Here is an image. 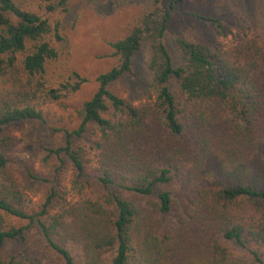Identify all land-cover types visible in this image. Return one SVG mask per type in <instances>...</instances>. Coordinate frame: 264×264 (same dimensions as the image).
I'll return each instance as SVG.
<instances>
[{
    "label": "trees",
    "instance_id": "obj_1",
    "mask_svg": "<svg viewBox=\"0 0 264 264\" xmlns=\"http://www.w3.org/2000/svg\"><path fill=\"white\" fill-rule=\"evenodd\" d=\"M181 1L155 0L112 43L116 63L77 108L78 125L55 129L64 142L46 149L56 175L69 161L74 187L98 185L99 193L71 203L56 179L30 173L46 187L30 214L11 167L17 141L0 134V264H28L4 248L33 224L63 264H242L227 244L264 264V39L224 46L176 37L186 58L176 67L165 37ZM60 41L58 24L0 0V130L47 124L42 107L88 82L77 71L54 81ZM146 46L151 78L141 86L147 101L136 105L114 89Z\"/></svg>",
    "mask_w": 264,
    "mask_h": 264
},
{
    "label": "rangeland",
    "instance_id": "obj_2",
    "mask_svg": "<svg viewBox=\"0 0 264 264\" xmlns=\"http://www.w3.org/2000/svg\"><path fill=\"white\" fill-rule=\"evenodd\" d=\"M162 4L166 0H160ZM23 10L35 12L47 18L52 26L59 25L62 41L60 60L52 67L54 81L65 79L77 71L88 82L75 96L42 107L47 124L40 121H24L10 125L0 134L16 139L12 169L29 197L28 212L35 214L43 201L45 184L33 180L30 173L39 178L56 179L65 192L68 202L79 201L83 196L92 197L101 191L98 185L84 190L74 187L75 172L69 161L65 168L55 173L57 160L47 157V148L63 144V133L58 128L74 129L78 125L76 110L97 90L96 78L110 70L116 63L112 43L123 38L137 16L150 10L155 0H13ZM222 26L217 32L212 21ZM176 37H183L196 44H222L230 46L250 37L264 39V0H182L176 5L165 37V44L176 67L184 66L186 58L180 53ZM150 58L146 46L133 63V74L115 86L122 98L134 104L147 100L141 92L151 74ZM93 141V140H91ZM91 141L87 143L90 144ZM93 159V155L89 156ZM17 227L29 225V221L9 219ZM26 239L9 241L4 254L11 258H25L28 264H63L60 257L47 245L38 225L33 224L25 232ZM242 264H256L252 257L234 244H227ZM80 252L75 249V253ZM111 259L107 256L106 262Z\"/></svg>",
    "mask_w": 264,
    "mask_h": 264
}]
</instances>
